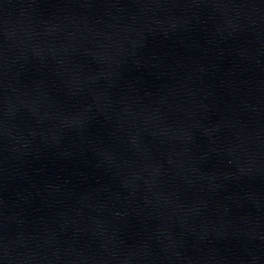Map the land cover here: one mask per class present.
Returning <instances> with one entry per match:
<instances>
[{
    "label": "water",
    "instance_id": "obj_1",
    "mask_svg": "<svg viewBox=\"0 0 264 264\" xmlns=\"http://www.w3.org/2000/svg\"><path fill=\"white\" fill-rule=\"evenodd\" d=\"M0 264H264V0H0Z\"/></svg>",
    "mask_w": 264,
    "mask_h": 264
}]
</instances>
